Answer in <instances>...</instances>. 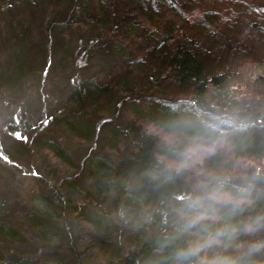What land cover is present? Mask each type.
I'll list each match as a JSON object with an SVG mask.
<instances>
[{"label": "trees", "instance_id": "1", "mask_svg": "<svg viewBox=\"0 0 264 264\" xmlns=\"http://www.w3.org/2000/svg\"><path fill=\"white\" fill-rule=\"evenodd\" d=\"M182 6L183 0L180 10L176 0H0L7 55L0 89L8 109L0 108V123L17 146L9 152L0 142V264H177L179 250L224 225L241 232L218 253L242 264L264 260V248L245 255L246 246L264 242V228L243 231L264 216V166L227 177L229 187L254 185L242 212L224 208L215 220L184 229L186 197L223 178L218 168L227 165L215 151L196 185L188 141L226 139L235 157H264V98L240 97L253 64L243 72L244 39L199 35V17H187ZM256 80L264 90V77ZM27 84H39L38 93ZM37 117L56 132L35 137ZM218 117L229 123L217 124ZM30 132L27 154L39 159L32 171L14 159L24 158Z\"/></svg>", "mask_w": 264, "mask_h": 264}, {"label": "rangeland", "instance_id": "2", "mask_svg": "<svg viewBox=\"0 0 264 264\" xmlns=\"http://www.w3.org/2000/svg\"><path fill=\"white\" fill-rule=\"evenodd\" d=\"M178 1V2H177ZM182 0H176V6L180 10V4ZM184 10L187 13V17H199V35H203L206 33H222V35L225 37V39L228 40V42H232L231 36H240L239 38L244 39V44L242 46L247 47V55L244 61L240 60V62L245 66L243 72L248 73V68L250 67L248 63H253L251 67L250 77L248 79L249 81V88L245 87L243 84L239 85L240 93L243 98L246 99H263L264 98V90L256 88V78L259 74H261L264 77V0H183V6ZM5 10H0V18H3L5 16ZM24 17L28 19L26 16L27 11L24 10L23 12ZM168 13V12H167ZM18 14H15L12 16L14 20L16 21ZM14 21V22H15ZM38 23L39 20H35V23ZM3 27H0L1 34H3ZM33 35L35 37V40L38 38L37 29L36 27H33ZM222 37V38H223ZM210 42V41H208ZM7 44V43H6ZM235 45V44H232ZM215 52V47H212ZM246 49V48H245ZM0 60L1 58L4 60L6 55V49L4 45H2L0 40ZM249 58V59H248ZM49 65V64H47ZM247 75V74H245ZM46 78V77H45ZM44 78V79H45ZM56 79V78H54ZM57 81V80H56ZM47 83V84H46ZM50 84L48 80L43 81V88L48 90L50 88ZM41 87H42V81H41ZM39 84H27V90L38 93ZM3 91V90H2ZM0 89V108H2V111H7L5 104L6 99H3L2 96H6L4 93H2ZM32 96V95H31ZM36 96V95H35ZM24 96H22L19 100L25 101ZM3 101V102H2ZM50 101V100H48ZM38 102V101H37ZM52 103V102H51ZM20 114V112H19ZM38 117L33 120L34 122L32 128H36L37 135L36 136H45L49 137L54 132H56V128L51 130L49 127H45L42 121H37ZM20 121V120H19ZM2 121L0 123V142L1 144L4 143L6 146V149L12 150V135L8 130L4 129L2 127ZM146 129H150L152 132L156 131V129L150 125ZM39 128V129H38ZM157 132V131H156ZM160 137L164 140H170L174 139V135L171 134H164L159 132ZM30 139L27 141H23V145H26V147H23V150H25L24 158L19 156V158H14L19 162L18 167H23V169L29 168L31 171L35 167V162L38 161L37 156H29L27 154V151H29V147L31 146L30 140L33 137L32 132L30 134H27ZM188 148L194 147L198 148V151L192 155L189 156L190 161L187 163L189 167L191 168L193 174L191 177L195 180V184L198 185L200 183L197 172L201 171L202 164L207 158L213 154L215 151L220 150V152L224 156V163L227 165H222V167H219L218 169L221 170V174L224 177H228L229 175H234L235 173L238 175H243L244 171L248 167V165H253L256 168H260L264 166V157H255V158H241V157H235L232 152L231 144L226 139H221L214 141L212 144H205L202 143L199 139H193L188 141ZM8 147V148H7ZM13 151L17 150V146L13 145ZM10 152V151H9ZM46 153V151H44ZM26 154V155H25ZM48 154V153H47ZM50 157V156H49ZM51 162L54 161V159L50 160ZM171 164H178L176 162H171ZM230 162V163H229ZM52 164H55L52 162ZM230 169H228V167ZM22 169V168H21ZM22 173V181L24 182L25 187L27 189L32 188L31 186L34 184L33 180H28L29 178H24L25 176ZM26 173V172H25ZM220 177V176H219ZM251 236V235H250ZM254 235L251 236V239ZM201 238L200 235L196 236L195 241L199 240ZM253 240V239H252ZM249 246V245H248ZM248 246H246L245 249L248 250ZM242 248V247H240ZM220 247H214L210 250H208L209 254H214L219 252ZM248 251H245V255H247ZM263 258V256H262ZM258 264H264V260L258 262Z\"/></svg>", "mask_w": 264, "mask_h": 264}, {"label": "clouds", "instance_id": "3", "mask_svg": "<svg viewBox=\"0 0 264 264\" xmlns=\"http://www.w3.org/2000/svg\"><path fill=\"white\" fill-rule=\"evenodd\" d=\"M217 124L229 123V118H214ZM198 148L190 147L186 155H192ZM183 163L177 165V171L184 167ZM227 177L217 178L210 187L196 189L190 193L185 201L180 214L184 219V229L189 230L200 225L206 220H215L217 214L224 208H228L231 215L243 211L245 206L252 203L254 185L248 182L245 185H232ZM234 189V191L232 190ZM264 228V216L251 218L243 231L252 233ZM241 228L238 225H224L214 232L202 235L199 240L191 243L187 249L176 253L177 264H242V258L220 253L209 254L208 250L214 247L227 249L239 236ZM264 248V242L249 244L247 255L251 256Z\"/></svg>", "mask_w": 264, "mask_h": 264}, {"label": "snow or ice", "instance_id": "4", "mask_svg": "<svg viewBox=\"0 0 264 264\" xmlns=\"http://www.w3.org/2000/svg\"><path fill=\"white\" fill-rule=\"evenodd\" d=\"M17 135H19V134H17Z\"/></svg>", "mask_w": 264, "mask_h": 264}]
</instances>
